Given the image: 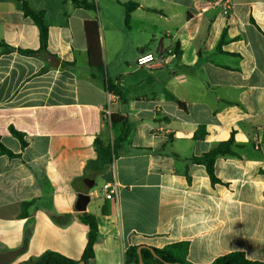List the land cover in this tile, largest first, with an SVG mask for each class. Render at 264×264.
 <instances>
[{
  "label": "crops",
  "instance_id": "obj_1",
  "mask_svg": "<svg viewBox=\"0 0 264 264\" xmlns=\"http://www.w3.org/2000/svg\"><path fill=\"white\" fill-rule=\"evenodd\" d=\"M91 1L95 9L0 0V138L16 155L0 152V264L47 251L80 260L89 232L83 212L99 225L90 264H125L129 246L176 242L189 244L193 264L234 251L264 263V0H229L228 15L205 7L208 0ZM24 2L44 13L45 50ZM129 2L139 6L126 23ZM94 20L105 76L89 63L85 22ZM176 44L180 55L147 69L167 75L132 78L130 61L141 52ZM107 78L119 91L110 103ZM111 114L126 116L130 133L91 181L84 173L98 157L96 137L112 143L122 133ZM200 125L207 135L195 140ZM232 134L237 155L215 160L213 184L193 158ZM112 179L118 200L102 192ZM85 191L91 199L76 211Z\"/></svg>",
  "mask_w": 264,
  "mask_h": 264
},
{
  "label": "trees",
  "instance_id": "obj_2",
  "mask_svg": "<svg viewBox=\"0 0 264 264\" xmlns=\"http://www.w3.org/2000/svg\"><path fill=\"white\" fill-rule=\"evenodd\" d=\"M73 4L78 8L95 9L96 4L91 0H72ZM125 7V21L129 22L131 12H133L139 5L133 2L123 4ZM23 12L27 17H30L37 24L40 32V50H45L47 47L49 37V27L45 23L44 13L34 12L29 5L24 2L22 6ZM85 33L88 43V54L90 66L97 70L100 74L106 75V68L102 57L101 41L99 35V23L97 20L85 22ZM222 40L219 45L222 44ZM39 50V51H40ZM37 51H30L28 53H36ZM175 54L180 55L179 44L175 46ZM106 88L109 92L119 94L114 84L110 79L105 80ZM181 108L184 104L178 102ZM109 121L112 126L121 125L122 133L112 143H105L104 140L97 136L95 139V150L97 152V159L91 160L85 167L84 176L93 181L97 176L102 174L105 169L112 165L118 156V149L120 144L124 142L130 133L129 121L126 116L119 114H111ZM11 133L21 142L22 148L27 146L23 133L11 128ZM207 135L205 125H200L194 134L195 140H203ZM240 145L236 143L234 134L226 140L218 143L208 152L195 156L193 161L199 165L205 166L213 184L220 182L215 174V160L218 157L236 156V148ZM0 152L10 157L16 156L1 142L0 138ZM264 174V172H263ZM30 203L23 205V216L26 214V207ZM69 218V215L59 217L56 219L58 223H63ZM80 220L89 227L88 241L80 260L70 259L60 253L47 251L40 257L31 258L23 264H90V261L95 257V244L99 238V225L95 215L83 212L79 215ZM189 244L187 242H176L168 244L162 248L152 247L148 245L129 246L125 251V264H140V256L144 264H193L188 260ZM210 264H264L261 261L250 260L246 257L244 252L234 251L226 255L220 256Z\"/></svg>",
  "mask_w": 264,
  "mask_h": 264
},
{
  "label": "built area",
  "instance_id": "obj_3",
  "mask_svg": "<svg viewBox=\"0 0 264 264\" xmlns=\"http://www.w3.org/2000/svg\"><path fill=\"white\" fill-rule=\"evenodd\" d=\"M207 8L220 7L224 15H228L231 11V4L229 0H208L205 4ZM172 56H176L175 49H156L153 52H141L136 60L138 67L153 69L162 68L170 63ZM115 98L111 92L108 94V102ZM119 185L116 179L107 181L102 186V192L105 194V198L118 200Z\"/></svg>",
  "mask_w": 264,
  "mask_h": 264
},
{
  "label": "water",
  "instance_id": "obj_4",
  "mask_svg": "<svg viewBox=\"0 0 264 264\" xmlns=\"http://www.w3.org/2000/svg\"><path fill=\"white\" fill-rule=\"evenodd\" d=\"M52 59H56L55 56L52 55ZM86 192L87 191L79 193L78 201H77V205H76V209H75L76 211L83 212L86 210L87 203L91 199L89 194ZM81 264H83V263H81ZM140 264H144V262L141 259V256H140ZM173 264H181V263H173Z\"/></svg>",
  "mask_w": 264,
  "mask_h": 264
},
{
  "label": "rangeland",
  "instance_id": "obj_5",
  "mask_svg": "<svg viewBox=\"0 0 264 264\" xmlns=\"http://www.w3.org/2000/svg\"><path fill=\"white\" fill-rule=\"evenodd\" d=\"M130 64H131V73H132V78L133 79H140V78H143L145 77L146 75H148L150 72L147 70V69H143V70H140L137 63H136V60L135 61H130ZM161 72H153V73H150L152 75H156V76H159V75H167L168 72L164 73V74H160Z\"/></svg>",
  "mask_w": 264,
  "mask_h": 264
}]
</instances>
